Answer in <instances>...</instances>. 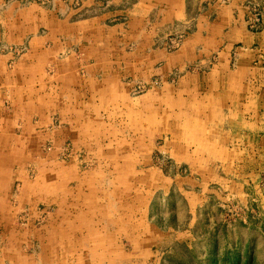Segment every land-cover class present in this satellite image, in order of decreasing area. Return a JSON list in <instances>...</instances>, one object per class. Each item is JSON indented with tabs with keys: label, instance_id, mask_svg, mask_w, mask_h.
Masks as SVG:
<instances>
[{
	"label": "crops",
	"instance_id": "1",
	"mask_svg": "<svg viewBox=\"0 0 264 264\" xmlns=\"http://www.w3.org/2000/svg\"><path fill=\"white\" fill-rule=\"evenodd\" d=\"M99 1L82 0L79 9ZM111 1L107 10L77 20L71 0L66 19L56 7L38 8L29 14L32 28L4 26L18 32L17 40L0 35V226L7 225L3 241L33 247L20 254L21 264H112L106 260L112 244L160 237L147 201L115 199L134 193L132 184L114 183L119 169L111 171L108 193L107 172L79 173L59 158L63 144L99 161L133 160L155 130L166 129L177 155L188 161L230 160L240 146L259 145L264 153V0ZM252 3L261 21L250 29ZM178 29L186 32L181 45L162 48V36ZM122 68L144 78L181 72L172 86L164 82L131 96ZM45 144L53 147L44 150ZM28 166L37 171L33 179ZM13 189L19 204L51 209L42 224L20 228L18 238L6 215ZM120 225L137 228L118 236Z\"/></svg>",
	"mask_w": 264,
	"mask_h": 264
},
{
	"label": "rangeland",
	"instance_id": "2",
	"mask_svg": "<svg viewBox=\"0 0 264 264\" xmlns=\"http://www.w3.org/2000/svg\"><path fill=\"white\" fill-rule=\"evenodd\" d=\"M69 1L0 0L1 38L14 41L19 36L18 32L12 29L5 31V25L8 26L7 28L13 26L16 28L19 25L26 26L27 30L32 28L33 16L29 14H33L38 8L49 10L56 7L63 14L60 17L66 19V7ZM71 1L69 6L77 10L71 17L76 20L97 11L107 10L113 5L111 0H102L95 6H85L84 11H81L79 8L82 7V0ZM251 5V13L247 18L250 29L257 28L261 21L258 5L254 3ZM254 12L258 14V21L251 26ZM111 20L112 18H104L107 23ZM3 31L6 33L3 34ZM178 35H181L180 43L171 47L167 41ZM185 35L186 32L179 29L167 31L159 41V45L167 51H173L181 45ZM17 47L19 46H10L16 53L23 52L22 47L21 49ZM124 52H131V49L125 48ZM194 67L190 65L186 66V69ZM123 70V80L129 84L131 96L152 92L164 82L165 85L172 86L176 84L181 72L178 68H172L169 75L161 79L156 73L148 78L132 77L131 74L128 75L127 70ZM82 72L83 67L79 70L80 74ZM170 139L169 130H155L153 137L145 146L146 150L140 146L138 155L133 160L118 162L96 160L89 152L75 149V146L70 144L59 147V158L65 163L73 164L79 173L87 170L106 171L105 187L108 193L114 189L111 171L119 169L122 173L114 183L124 189L132 184L131 190L134 193L129 191L122 198L115 199L132 202H140L142 199L147 201L158 230L161 231L155 243L146 244L124 239L122 242H117L118 246L112 244L114 249L108 248L110 256L106 257L107 263L264 264V153L262 146H240V150L235 149L228 155L233 158L230 160H198L197 162L185 160L177 155L170 144ZM42 147L48 150L53 146L45 144ZM195 147L198 150V145ZM196 153L198 155V151ZM196 162L197 170L194 169ZM36 172L34 166L26 167V173L29 177L31 176L30 178L33 179ZM17 195L13 189L8 200L14 203V206L6 211L7 217L12 218L10 231L16 234V238L20 228L42 224L51 210L41 204L30 208V202L21 205ZM30 199H33L32 195ZM112 199H114L113 196L111 198L108 196L109 201ZM123 211L131 213L128 209ZM136 212L141 216L143 210L136 209ZM5 226L7 225L0 226V264H21L20 254L32 250L33 247L24 241L12 240L8 243L3 241L1 231ZM127 227L128 230L120 225L114 230L120 236L121 233L134 232L131 229L136 231L137 228L136 225ZM94 264H97V261Z\"/></svg>",
	"mask_w": 264,
	"mask_h": 264
},
{
	"label": "built area",
	"instance_id": "3",
	"mask_svg": "<svg viewBox=\"0 0 264 264\" xmlns=\"http://www.w3.org/2000/svg\"><path fill=\"white\" fill-rule=\"evenodd\" d=\"M257 21H258V14H257V12H254V13H252V24H251V26H254ZM180 37H181V35L171 37L173 40L169 39L167 41V43L169 42L170 43L169 45L171 47H175V46H177L178 43H180Z\"/></svg>",
	"mask_w": 264,
	"mask_h": 264
}]
</instances>
